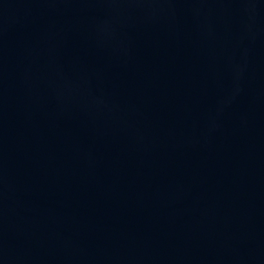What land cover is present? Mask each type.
I'll list each match as a JSON object with an SVG mask.
<instances>
[{
    "label": "water",
    "instance_id": "water-1",
    "mask_svg": "<svg viewBox=\"0 0 264 264\" xmlns=\"http://www.w3.org/2000/svg\"><path fill=\"white\" fill-rule=\"evenodd\" d=\"M0 264H264V0H0Z\"/></svg>",
    "mask_w": 264,
    "mask_h": 264
}]
</instances>
